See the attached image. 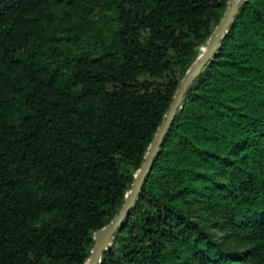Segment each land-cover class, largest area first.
I'll return each mask as SVG.
<instances>
[{
  "label": "trees",
  "instance_id": "trees-1",
  "mask_svg": "<svg viewBox=\"0 0 264 264\" xmlns=\"http://www.w3.org/2000/svg\"><path fill=\"white\" fill-rule=\"evenodd\" d=\"M229 0H0V264H85ZM100 264H264V0H246Z\"/></svg>",
  "mask_w": 264,
  "mask_h": 264
},
{
  "label": "water",
  "instance_id": "water-1",
  "mask_svg": "<svg viewBox=\"0 0 264 264\" xmlns=\"http://www.w3.org/2000/svg\"><path fill=\"white\" fill-rule=\"evenodd\" d=\"M245 1L246 0L228 1L227 8L221 21L215 27V30L212 32L210 38L205 44V50L196 57L187 70L185 76L181 80L171 106L166 112L162 123L158 127L157 132L149 145L141 167L135 174L132 187L127 192L125 201L120 211L107 225L96 232L95 245L85 264H100L104 251L112 245L114 236L129 216L131 210L135 206L140 194L143 191L144 185L153 168L154 162L162 150L163 143L173 125V122L175 121L177 114L185 104L186 97L189 90L191 89L192 84L199 78L209 61L215 57L226 33L235 22L237 16L239 15L241 6Z\"/></svg>",
  "mask_w": 264,
  "mask_h": 264
},
{
  "label": "bare ground",
  "instance_id": "bare-ground-1",
  "mask_svg": "<svg viewBox=\"0 0 264 264\" xmlns=\"http://www.w3.org/2000/svg\"><path fill=\"white\" fill-rule=\"evenodd\" d=\"M205 47H206V46H205V44H204V45H202V46L200 47L199 54H200V53H202V52L205 50ZM199 54H198V55H199Z\"/></svg>",
  "mask_w": 264,
  "mask_h": 264
}]
</instances>
